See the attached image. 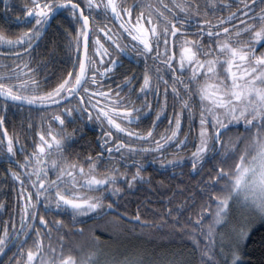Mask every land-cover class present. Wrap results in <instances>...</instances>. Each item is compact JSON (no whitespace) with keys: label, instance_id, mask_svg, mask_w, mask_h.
Here are the masks:
<instances>
[{"label":"snow or ice","instance_id":"6c2138e0","mask_svg":"<svg viewBox=\"0 0 264 264\" xmlns=\"http://www.w3.org/2000/svg\"><path fill=\"white\" fill-rule=\"evenodd\" d=\"M217 6L222 12L229 9L227 15L215 16ZM13 10L5 4L6 12ZM61 12L70 19L68 48L71 51L75 45V56L69 57L72 67L66 75L52 86L39 77L32 53ZM210 13L214 21L208 18ZM101 16L103 20L98 19ZM15 19L31 26L15 34L0 30V56L13 57L10 65H0L4 109L0 154L10 162L18 151L25 154L22 161H14L15 169H8L20 184L19 227L12 217L3 222L0 253L9 242L19 241L18 254L12 258L15 264H100L98 248L85 252L77 244L66 250L62 234L53 241V224L57 233L65 225L62 219H47L52 205L70 210L74 224L77 216L117 210L107 194L118 196L124 191L123 183L131 188L146 178L138 161L131 174L119 164L100 171L103 150L110 160L155 151L162 165L176 168L184 158L165 159L164 149L174 145L180 150L194 143L193 170L215 157L205 173L207 179L200 181L207 196L199 210L189 214L188 222L179 219V209L169 208L167 214L177 213L173 227L191 241L195 264H242L253 220L264 224V0H240L234 10L233 4L217 5L216 0H206L203 10L199 0H133L131 4L127 0H25ZM132 53L143 58L142 78L119 71L120 57ZM150 93L160 106L152 127L132 128L133 121L142 119L140 113L151 114ZM141 95L145 99L137 107L135 101ZM10 106L43 110L41 124L47 122V129L35 133L39 140L33 137L30 152L21 144L19 133L9 132ZM169 106L172 116L157 137L155 128ZM68 117L99 125L102 151L95 159L89 156L81 162L65 156L66 142L76 133L75 128L67 131ZM184 119L189 127L182 139ZM197 122L198 138L190 141ZM27 127L32 129L34 123ZM233 127L243 130L226 136ZM112 219L116 223L122 216ZM132 220L142 227L148 223L141 220L139 211ZM92 227V241L98 243L101 238ZM77 231L83 234L86 229L81 226ZM29 236L33 240L25 250ZM103 264H145V258L134 253L107 258ZM168 264L187 262L172 258Z\"/></svg>","mask_w":264,"mask_h":264},{"label":"trees","instance_id":"16d2710c","mask_svg":"<svg viewBox=\"0 0 264 264\" xmlns=\"http://www.w3.org/2000/svg\"><path fill=\"white\" fill-rule=\"evenodd\" d=\"M6 3L12 7L8 0H0V30L10 33V23L5 20V17L9 19V12L5 11ZM16 3V8L21 9L25 0H17ZM199 3L203 10L204 4L201 0H199ZM3 11H5V14H3ZM63 15L64 19H62ZM63 15L55 17L32 53L33 66L39 65V77L47 78L52 86L55 85L62 74L66 75L67 71L72 67V60L69 57L75 56V45H73L71 51L68 48L67 31H70L72 27L70 26V19H65L66 13H63ZM208 18L215 20L211 13ZM192 23L195 24V21H192ZM4 50L7 51L6 48ZM12 59L13 57L0 56V65L5 63L10 65ZM141 66L142 63L136 57L135 62L130 65L125 74L139 73ZM119 71L124 72L123 70ZM136 87L139 88V84H136ZM144 99V96L141 95L135 101L136 106L140 107ZM148 99L153 103V110L150 115L147 111L140 113V115L142 117L141 120L151 123L156 118V111L160 106L155 104L156 97L152 98L149 95ZM160 99L163 101V95L160 96ZM168 108L170 109L171 107L169 106ZM3 113L4 109L0 106V114ZM165 113L163 112L161 117ZM42 114L43 110L37 111L35 108L10 106L7 109L6 124L12 129V132L16 131L19 133L21 144L28 146V140H25L26 137L28 139V133H30L32 139L34 136L38 141L39 137L35 136V133L47 129V122L43 125L41 124ZM161 121L162 118L158 122L160 123ZM29 122L34 123L32 129L27 127ZM188 123L187 119L183 120V129L184 125L187 126ZM84 125L86 123L82 124L79 119L72 117H68L66 120L68 132H71L73 128L76 129L75 135L66 142L64 154L69 159L78 157L83 162L89 156L95 159L96 154L100 152L98 132L101 131L99 125H96L99 131H90ZM198 127L197 122L193 132L198 130ZM242 130V128L233 127L225 135H231ZM17 146L20 147V145ZM180 154L181 152L177 151L175 155L179 156ZM209 157H211V152ZM14 158L10 162L6 156L0 154V229H2L3 222L9 220V217L14 218L16 221L15 214L19 213L17 192H15L16 181L8 171L9 165L15 164ZM214 162L215 157H212L198 171L192 169L191 161L179 163L173 169H170V167L163 169L161 166H158V168L148 165L143 166L142 174L146 178L145 181H137L131 188L125 182L121 185L124 189L122 194L118 196L108 195L109 199L115 201L117 210H113L114 212L112 213L101 214L100 216H90L84 219L76 218L77 224L72 222L73 216L70 210H57L55 205H52V210L47 212V219L50 222H54L59 218L63 220L65 225L60 227L59 233H57L53 224V241L55 242L58 234H62L66 237L64 241L66 250L69 247H75L77 244L82 245L85 252L93 247L117 250L136 249L137 251L145 250L148 252L150 255L148 258L150 259L158 255L160 260L182 258L187 264H195L191 241L186 235L177 232L173 227V216L177 213L174 212L172 216H169L167 210L169 208L179 209V219L182 222L189 221V214L198 211L203 199L207 196V193L201 191L200 181L202 177L207 179L205 173L209 171L211 164ZM99 163L100 171H104L108 166L105 161H100ZM129 174L131 173L129 172ZM137 211L141 214V220L148 222L143 227L141 223L131 221ZM125 212L128 213L126 217L122 215ZM116 215H121L122 219L114 223L112 218ZM93 225L96 226L95 234L101 238L98 243L92 241ZM81 226L86 229L83 234L77 231ZM32 240L33 236H29L27 244L24 245L25 250L32 243ZM45 242H47V238H45ZM18 245L15 246L14 243L9 242L5 252L0 253V264H10V262L15 264L12 258L15 254H18ZM241 260L242 264H264V224H261L251 232L246 246L242 249Z\"/></svg>","mask_w":264,"mask_h":264},{"label":"flooded vegetation","instance_id":"af4514ba","mask_svg":"<svg viewBox=\"0 0 264 264\" xmlns=\"http://www.w3.org/2000/svg\"><path fill=\"white\" fill-rule=\"evenodd\" d=\"M11 4H12V7L11 8H13L14 10L13 11H8L9 12V19H7L6 17H5V20L6 21H8L9 23H10V34H15V33H18L19 31H20V29L21 28H23V27H25V26H27V27H30L31 25L29 24V25H24V24H21V23H19V22H17L16 21V19H15V16H16V13L17 12H19L20 11V9H17L16 8V6H17V3H16V1L17 0H8ZM202 1V3L205 5V3H206V0H201ZM133 2V0H127V3H129V4H131ZM239 2H240V0H216V3H217V5H220V4H223V3H231V4H233V10H234V8H235V6H237L238 4H239ZM228 10L229 9H227V8H225L224 10H223V12L221 11V9H220V7L219 6H217L216 7V9H215V16H221V15H227V12H228ZM3 14H5V11H3ZM61 15H63V12H61L59 15H57V17H59V16H61ZM214 16V17H215ZM62 19H64V15H63V17H62ZM99 20H103V16H101V17H99L98 18ZM192 29L190 28L189 29V31H191ZM44 35V34H43ZM42 35V36H43ZM42 38V37H41ZM81 49H82V45H81ZM135 59H136V56H135V54L134 53H132L131 55H127V54H125L124 56H121L120 57V60H121V67H120V69L119 70H123L124 71V73H127V70H128V68L130 67V65L132 64V63H134L135 62ZM138 59V61L139 62H141L142 63V66H141V68H140V72L139 73H136V75H138V77H141L142 78V74H143V70H144V62H143V58H137ZM119 81H117V83H118ZM127 91V89H125V92ZM169 91H170V89H169ZM163 92V85H161V93ZM150 96H152V97H154L155 98V95H153V94H149ZM148 124V122H146V120H139V121H133V123L130 125L132 128H139V129H143L142 127L140 128V127H138V125H144L145 126V124ZM163 123H166V121H165V119L164 118H162V121L159 123L158 122V124H157V126H156V128H155V133H156V130L158 129V127H159V125L160 124H162L163 125ZM7 125V124H6ZM97 124H94V123H92V122H88V123H86V125H84L86 128H88V130H90V131H97L98 129H97V126H96ZM7 127H8V129H9V132L11 133L12 132V129L7 125ZM149 127H152V123H149V125L147 126V128H149ZM146 128V129H147ZM99 131V130H98ZM98 134H99V137H101L102 136V133L101 132H98ZM119 136L121 137V138H126L125 136H124V134H119ZM34 137V136H33ZM28 143H29V145L27 146V145H25V147L28 149V151L30 152L31 150H32V148H33V143H32V137H30V133H28ZM99 146H100V152L102 151V148H101V143L99 144ZM174 146H170V147H166L165 149H164V153H165V151H167V154L166 155H168V154H170V153H168V151L170 150V151H172V152H174V153H172V155L173 156H176L175 154H176V151H175V147L173 148ZM17 148H19V146H17ZM173 148V149H172ZM25 153H23V152H17V155L15 156V158H14V161L15 160H23V155H24ZM114 156H117L118 157V154H116V153H114L113 154ZM157 156H160V155H157ZM156 156V157H157ZM103 157H104V159L103 160H101V161H105V162H107L108 164H106V165H108V166H115L116 164H119L120 165V167H121V170H127V171H129L130 173H133L134 171H135V169H136V162L138 161L139 162V164L141 165V167H145L146 165H148V166H152L153 168H158V166H161L163 169H167V167H170V169H173V167H171V166H168V165H162L161 164V162H160V165L155 161L156 159V157H154V158H152V155H149V154H146V155H143V156H137V155H132V156H129V157H127L126 159H112V160H110L109 158H108V153H107V151L106 150H103ZM160 158V157H159ZM165 159H167V157H164ZM182 162H184V163H187L188 162V160H186V159H183L180 163H182ZM11 168H16V164H12V165H9ZM18 186V187H17ZM19 191H20V184H19V182L18 181H16V188H15V192H17V195H18V193H19ZM17 197V196H16ZM21 204H22V202H20ZM15 216H16V219H19V213H16L15 214ZM14 243V245L15 246H17L18 244H19V241H15V242H13Z\"/></svg>","mask_w":264,"mask_h":264},{"label":"rangeland","instance_id":"374dc122","mask_svg":"<svg viewBox=\"0 0 264 264\" xmlns=\"http://www.w3.org/2000/svg\"><path fill=\"white\" fill-rule=\"evenodd\" d=\"M257 6L259 7L260 5H257ZM171 116H172V108H170V109L167 108V111H166L165 115H163L161 117V118L165 119L166 123H163V125L162 124L159 125L158 129L156 130V136L157 137L160 135V133H162L166 129V127L168 125V122H169V117H171ZM172 119H173V122H174V117H172ZM148 125H149V123L148 124L146 123L145 126L144 125H138V127H140V128L142 127L143 128V129H140L141 131H146V128H147ZM188 127H189V123H188L187 126L184 125V129L181 132L182 136L180 134L182 139L184 138V134L188 131ZM196 138H198V130L192 132V135L189 137V140L191 141V140H194ZM137 144H139V141H137ZM152 147L153 148L155 147L154 142L152 144ZM194 147H195L194 143H189V144L185 145L180 150H177L175 148V151L176 152L177 151L181 152V154L179 155L180 157H183L184 159H186L188 161H191L190 156H191V152L194 151ZM168 153H170V154L166 155L167 151H165V153H164V157H167V159H172L173 157H175V156L172 155V153H174V152L169 150ZM146 154L152 155V158L156 157L157 155H160V153L155 152V151L150 152V153L141 152V153H137L136 155L141 157V156L146 155ZM159 157L160 156H157L155 158L156 159L155 161L160 165V158ZM109 194H107V195H109ZM233 215L234 216H238V212L236 210H234ZM90 216L91 215H89V217ZM76 218L84 219L85 217L77 216ZM16 223H17V227H19V219H16ZM261 224L262 223L258 219L253 220V228L254 229L257 228L258 226H260ZM11 243H13V242H11ZM99 249H100V251L102 253V255L100 257V264H103L104 260L107 259V258L119 259V258H122V257H125V256L131 257L134 253H138L140 255H143L144 258H145V264H168V261L170 260V258L166 259V260H160L158 258L159 257L158 255H156V256H154V258L150 259V258H148V256L150 257L149 253L146 252L145 250L137 251L136 249H132V250H121V249L117 250V249H102V248H99Z\"/></svg>","mask_w":264,"mask_h":264},{"label":"water","instance_id":"95a60500","mask_svg":"<svg viewBox=\"0 0 264 264\" xmlns=\"http://www.w3.org/2000/svg\"><path fill=\"white\" fill-rule=\"evenodd\" d=\"M53 21V20H52ZM83 47V46H82ZM81 51H82V49H81ZM25 107H27V106H25ZM112 212H114V211H112ZM112 212H109V213H112ZM132 222H133V220H131ZM135 223H137V222H135Z\"/></svg>","mask_w":264,"mask_h":264}]
</instances>
